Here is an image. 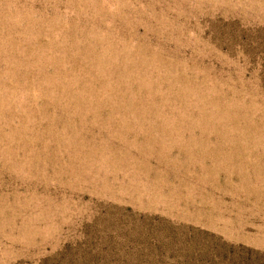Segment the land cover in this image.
Returning a JSON list of instances; mask_svg holds the SVG:
<instances>
[{"label": "rangeland", "instance_id": "rangeland-1", "mask_svg": "<svg viewBox=\"0 0 264 264\" xmlns=\"http://www.w3.org/2000/svg\"><path fill=\"white\" fill-rule=\"evenodd\" d=\"M0 264H264V0H0Z\"/></svg>", "mask_w": 264, "mask_h": 264}]
</instances>
